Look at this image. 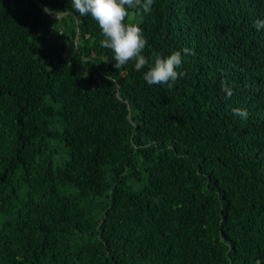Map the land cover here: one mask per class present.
I'll return each mask as SVG.
<instances>
[{
    "label": "trees",
    "instance_id": "1",
    "mask_svg": "<svg viewBox=\"0 0 264 264\" xmlns=\"http://www.w3.org/2000/svg\"><path fill=\"white\" fill-rule=\"evenodd\" d=\"M256 20L264 0L129 9L150 61L181 52L168 87L70 0H0V264H264Z\"/></svg>",
    "mask_w": 264,
    "mask_h": 264
},
{
    "label": "clouds",
    "instance_id": "2",
    "mask_svg": "<svg viewBox=\"0 0 264 264\" xmlns=\"http://www.w3.org/2000/svg\"><path fill=\"white\" fill-rule=\"evenodd\" d=\"M71 7L80 16L90 15L94 19L104 39L101 45L110 49L113 53L114 67L119 69L134 62V67L140 71L147 67L143 79L149 84H160L172 86L180 73L177 67L182 62L180 51H173L167 56L152 53L149 60L143 53L147 46V39L142 28L137 23L129 21V9L137 10L142 14H149L154 0H70ZM45 14L58 19L62 11L52 10L45 7L42 9ZM254 26L259 30L264 27V20H256ZM184 54H190L188 48H184ZM231 95V91L224 88ZM236 114H243L246 117V110L234 109Z\"/></svg>",
    "mask_w": 264,
    "mask_h": 264
}]
</instances>
